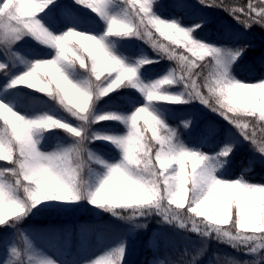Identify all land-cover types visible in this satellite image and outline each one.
<instances>
[{
	"label": "snow or ice",
	"instance_id": "1",
	"mask_svg": "<svg viewBox=\"0 0 264 264\" xmlns=\"http://www.w3.org/2000/svg\"><path fill=\"white\" fill-rule=\"evenodd\" d=\"M199 4L235 25L205 39L208 18L191 0H0V264H126L129 237L153 216L200 244L188 260L152 264H199L213 240L246 257L214 253L216 264H264V182L246 178L254 157L264 163V76L236 75L248 46L231 42L264 28V0ZM132 40L153 55L131 53ZM164 60L171 66L147 71ZM194 103L231 127L207 121L192 136L194 115L170 123ZM106 122L117 127H98ZM245 142L254 157L230 177ZM85 203L127 225L94 258L92 225L22 227Z\"/></svg>",
	"mask_w": 264,
	"mask_h": 264
},
{
	"label": "trees",
	"instance_id": "2",
	"mask_svg": "<svg viewBox=\"0 0 264 264\" xmlns=\"http://www.w3.org/2000/svg\"><path fill=\"white\" fill-rule=\"evenodd\" d=\"M166 3L169 0H165ZM226 3H230L231 0H225ZM240 3H244V0H239ZM191 4L193 6L194 11L200 12L208 18V24L204 27L203 31L198 33V35L203 36L207 40H215L218 35L222 32V26L225 24L235 25V20L229 15L227 11H224L219 8H203L199 4V0H191ZM81 11H83L81 9ZM165 16L177 15L180 16L182 13L175 12L173 9H166L164 12ZM191 21L188 18H185V23H190ZM231 42L234 46H248L247 51L245 52L243 58L240 60L239 64L236 66L235 73L236 75L243 80L255 81L264 76V28L259 25H254L250 30L239 31V35H234L231 37ZM131 53H135L138 49H143L149 56H152L153 53L148 45H146L143 41L132 40L126 46ZM168 62L167 60L162 61L160 64ZM158 64V65H160ZM158 65H152L150 67H157ZM164 65V64H162ZM194 105H196L194 103ZM189 105L177 107L175 110L177 112V116L175 119L170 120V123L178 125L179 120L181 118V114H192L195 117L196 125L193 129L192 136H195L196 132H198L204 125H201L204 121V118H199V113L197 111V106ZM220 127L229 128L231 127L225 121L218 118L214 120ZM98 127H117V125L112 124L110 122L103 123ZM183 132V129L181 128ZM184 138L188 140L189 133L184 132ZM191 142V141H190ZM92 147H98L100 149L105 150L106 152H110L111 150L107 147V145L97 142L93 144ZM251 146L248 143H243V145L237 148L233 158L232 164L228 170V175L230 177H235L240 173L242 163L246 164L250 157H254L253 152L250 150ZM208 150V149H206ZM256 159V163L253 166V170L246 174V178L253 182H264V163L260 162L259 157H254ZM0 166H4L2 162H0ZM158 218L153 216L147 222L149 232L154 236L155 233L160 232L162 236L156 241V248L154 250L152 244L148 243L147 236L145 237L140 252L137 258L132 259L130 257V251H127L126 256V264H150V260L154 259H163L167 260H179L184 259L188 260L191 258V255L194 251L195 246L200 244L199 238L192 233H188L191 237L189 240L184 241L183 239L177 238L175 232H184L181 230H177L172 227L161 226L159 223L155 224L153 219ZM32 219L28 218L24 221L22 227H31L36 230L47 229L52 226L65 227L68 224H49L44 221L34 220V222L29 223ZM158 221V220H157ZM81 224H88L94 227V231L88 237V242L91 244V248L96 246L102 242L112 243L115 239L122 235L126 229L125 226H112L109 228L106 222L96 221V222H79ZM80 224V225H81ZM78 225V224H77ZM76 226H72L71 228L75 230ZM8 229V228H7ZM3 231V230H2ZM136 236V234H135ZM134 237H129L128 245L132 243L135 239ZM196 236V237H195ZM111 241V242H110ZM75 243V241H74ZM90 248V249H91ZM187 248L188 256H183V252ZM214 253L220 254L221 257L225 253L230 254L232 256L238 257L240 259H246L242 253L236 252L230 247L217 243L216 241H210L208 245V249L206 254L199 259V264H206V262H212V264H216V260L214 258Z\"/></svg>",
	"mask_w": 264,
	"mask_h": 264
},
{
	"label": "rangeland",
	"instance_id": "3",
	"mask_svg": "<svg viewBox=\"0 0 264 264\" xmlns=\"http://www.w3.org/2000/svg\"><path fill=\"white\" fill-rule=\"evenodd\" d=\"M162 64L158 65L157 67H149L147 71L149 73L156 74V73H160L165 68L171 66L169 62H164ZM195 104L196 105L194 104L193 105L197 106V111L199 113L198 119L202 117L204 118V121L201 125H204L207 121H214L215 119L219 118L218 116H216L214 113H211L208 109L204 108L199 103H195ZM94 148H98V147H94ZM46 150H50V149L47 148L46 146ZM29 218L32 219L29 223H32L34 222V220L37 219L40 222L44 221L49 224H59V226L63 223L68 224L70 227L76 226L78 224L77 225L78 227L81 224L79 222H90L91 223V222H96V221H100V222L104 221L108 225H110L109 228H111L112 226H122V227L125 226L127 228V225L125 222H122L116 218H113L110 214L100 212L94 209L92 206L87 205L86 203L80 205L77 208H73L67 212H63L59 214L49 213V212H40ZM158 219L159 218L153 219L155 224H158V221H157ZM148 221H146V223ZM11 231L12 229H7V228L3 229L4 233H8ZM175 233H177L176 234L177 238L183 239L184 241L189 240V238L191 237L190 235L187 234V232H181V233L175 232ZM146 236L148 238V243L152 244L151 242L153 241L154 236L152 235L151 232H149L148 225L146 229L139 230L136 233L134 241L127 246V251H130L129 255L132 259L137 258ZM108 244H109V241H107V243L105 242V244L104 242H102L96 246H93V248H91L89 251V256L94 258L95 255L100 254L102 250L108 246ZM149 262L150 264H152L153 261L150 260ZM206 264H209V261L206 262Z\"/></svg>",
	"mask_w": 264,
	"mask_h": 264
}]
</instances>
